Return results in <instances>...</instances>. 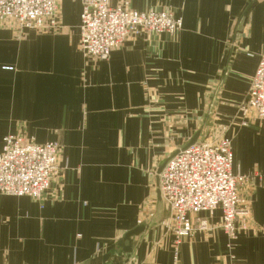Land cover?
<instances>
[{
  "label": "crops",
  "instance_id": "1",
  "mask_svg": "<svg viewBox=\"0 0 264 264\" xmlns=\"http://www.w3.org/2000/svg\"><path fill=\"white\" fill-rule=\"evenodd\" d=\"M109 2L169 9L182 29L131 35L107 60L88 61L78 1L61 0L56 31L0 24V150L7 134L56 142L63 168L41 201L0 196V264H103L107 255L117 257L106 264H175V247L176 264H264V121L243 127L237 114L264 53V0ZM202 125L231 140L233 174L262 176L249 229L231 249L220 210L195 215L175 246L157 193L158 166ZM138 227L122 255L119 240Z\"/></svg>",
  "mask_w": 264,
  "mask_h": 264
},
{
  "label": "built area",
  "instance_id": "2",
  "mask_svg": "<svg viewBox=\"0 0 264 264\" xmlns=\"http://www.w3.org/2000/svg\"><path fill=\"white\" fill-rule=\"evenodd\" d=\"M72 1L81 5L78 47L88 61L107 60L110 52L121 47L131 35H173L182 29V19L175 17L169 9L137 11L111 5L109 0ZM60 2L0 0V24L11 21L16 34L56 31ZM237 114L243 127L253 121H264V53L259 57ZM59 148L56 142L36 144L18 134H7L0 150V196L41 201L49 192L51 180L63 169L58 164ZM232 164L231 140L207 132L163 168L159 175V189L169 210L168 229L175 237V246L192 233L193 217L200 213L210 218L220 210L219 229L227 237L229 249L239 234L249 229L250 198L262 176L257 172L235 175ZM201 225H206L205 219ZM177 259L175 247V264ZM230 259L232 261L233 256Z\"/></svg>",
  "mask_w": 264,
  "mask_h": 264
},
{
  "label": "water",
  "instance_id": "3",
  "mask_svg": "<svg viewBox=\"0 0 264 264\" xmlns=\"http://www.w3.org/2000/svg\"><path fill=\"white\" fill-rule=\"evenodd\" d=\"M254 1L256 0H251V3H253ZM239 37V34L236 33L234 36H233V39H232V45H235L237 39ZM207 133V130H205V127L202 125L197 131L196 133L194 134V136L182 147L180 148L178 151H176L173 155H171L170 157H168L167 159H165L157 168L156 170V181H157V193L159 194L160 196V199H161V194H160V189H159V175L161 173V171L163 170V168L166 166V164L168 162H170L179 152L187 149L188 147H190L191 145H193L194 143H196V141L198 140H201L203 138V136ZM145 231V228L144 227H138V228H135L134 230L128 232L127 234H125V236L119 240L118 242V245L120 247V251H121V254H126V253H130L131 250H132V247L134 245V242H133V237H136L138 236L139 234L143 233ZM127 242L128 245L127 246H124V243ZM114 257H117V256H112L111 255H107L104 257L103 259V264H106L107 262H109L111 260V258H114Z\"/></svg>",
  "mask_w": 264,
  "mask_h": 264
},
{
  "label": "rangeland",
  "instance_id": "4",
  "mask_svg": "<svg viewBox=\"0 0 264 264\" xmlns=\"http://www.w3.org/2000/svg\"><path fill=\"white\" fill-rule=\"evenodd\" d=\"M207 132H209V130H207ZM217 134V133H216ZM218 135V134H217Z\"/></svg>",
  "mask_w": 264,
  "mask_h": 264
}]
</instances>
